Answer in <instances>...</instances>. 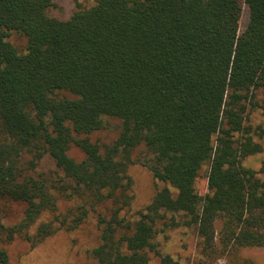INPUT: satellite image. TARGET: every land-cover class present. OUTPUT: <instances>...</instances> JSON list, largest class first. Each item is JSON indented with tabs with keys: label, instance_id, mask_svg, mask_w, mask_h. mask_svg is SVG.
Returning <instances> with one entry per match:
<instances>
[{
	"label": "trees",
	"instance_id": "trees-1",
	"mask_svg": "<svg viewBox=\"0 0 264 264\" xmlns=\"http://www.w3.org/2000/svg\"><path fill=\"white\" fill-rule=\"evenodd\" d=\"M55 1L0 0V264L5 243L34 247L90 213L99 241L86 264H213L264 246V160L242 163L261 151L245 118L264 87V0H92L66 19L49 14ZM108 118L118 135L92 140ZM45 155L56 168L37 171ZM138 161L164 186L131 218ZM9 201L25 204L16 222ZM160 222L194 228L197 258L161 253Z\"/></svg>",
	"mask_w": 264,
	"mask_h": 264
},
{
	"label": "rangeland",
	"instance_id": "rangeland-1",
	"mask_svg": "<svg viewBox=\"0 0 264 264\" xmlns=\"http://www.w3.org/2000/svg\"><path fill=\"white\" fill-rule=\"evenodd\" d=\"M92 0H56L49 7L50 15L59 19L68 18L71 13L79 7H87ZM247 20V10L243 6L240 19V28L244 27ZM9 41L19 50L23 51L26 46L24 35L11 32ZM247 104V116L245 122L251 126L253 139L261 146V151L247 155L242 163L252 169L258 170L264 160V114L262 110L254 105L264 104V87L254 92V98ZM107 128L91 134L92 140L100 143L111 142L119 133L121 122L118 118H108ZM69 153L76 158L81 156L80 152L71 147ZM145 154L143 147L136 149L134 158L139 160ZM55 163L50 156L45 155L39 162L37 171H48L54 169ZM208 166L204 165L199 171L195 181V188L200 195L208 191L206 171ZM129 174L132 178V201L126 214L135 218L138 210L143 208L151 199L154 192L164 186V183L155 179L151 171L140 161L129 167ZM60 207L66 209L68 203H61ZM25 204L22 202L9 201L5 203L6 222H16L22 216ZM167 217H170L167 216ZM177 218V217H176ZM168 218L164 219L167 221ZM218 232L221 222H215ZM99 241V229L97 226L96 213H90L89 217L76 229L59 230L47 237L34 247L21 239L16 238L10 243H5L11 264H86L91 260V250ZM161 253H168L175 259L188 262L197 258V236L194 228L179 224L170 226L163 223L158 224V231L155 240ZM155 258H153L154 261ZM213 264H264V246L241 248L236 252H226Z\"/></svg>",
	"mask_w": 264,
	"mask_h": 264
}]
</instances>
